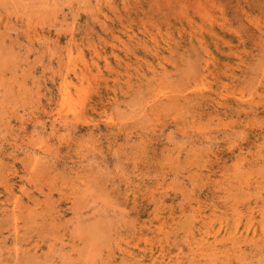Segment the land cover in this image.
Masks as SVG:
<instances>
[{
    "label": "rangeland",
    "instance_id": "rangeland-1",
    "mask_svg": "<svg viewBox=\"0 0 264 264\" xmlns=\"http://www.w3.org/2000/svg\"><path fill=\"white\" fill-rule=\"evenodd\" d=\"M12 263L264 264V0H0Z\"/></svg>",
    "mask_w": 264,
    "mask_h": 264
},
{
    "label": "bare ground",
    "instance_id": "bare-ground-1",
    "mask_svg": "<svg viewBox=\"0 0 264 264\" xmlns=\"http://www.w3.org/2000/svg\"><path fill=\"white\" fill-rule=\"evenodd\" d=\"M3 37V36H2ZM206 61V60H205ZM204 72V71H203ZM65 93V92H64ZM67 93V92H66ZM67 96V95H66ZM69 111V110H68ZM15 258V257H14ZM13 264V263H12Z\"/></svg>",
    "mask_w": 264,
    "mask_h": 264
}]
</instances>
